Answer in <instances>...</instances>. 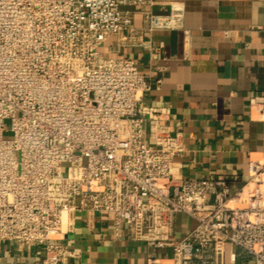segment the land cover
Returning a JSON list of instances; mask_svg holds the SVG:
<instances>
[{
  "label": "built area",
  "instance_id": "built-area-1",
  "mask_svg": "<svg viewBox=\"0 0 264 264\" xmlns=\"http://www.w3.org/2000/svg\"><path fill=\"white\" fill-rule=\"evenodd\" d=\"M137 1L0 0V243L64 263L75 253L57 236L85 211L112 215L118 236L125 224L134 240L171 246L172 264H217V238L264 264V162L250 164L241 207L226 180L183 178L182 134L143 100L149 75L102 50L181 26L176 11L147 12L135 28L122 7ZM178 214L196 225L173 240Z\"/></svg>",
  "mask_w": 264,
  "mask_h": 264
},
{
  "label": "crops",
  "instance_id": "crops-1",
  "mask_svg": "<svg viewBox=\"0 0 264 264\" xmlns=\"http://www.w3.org/2000/svg\"><path fill=\"white\" fill-rule=\"evenodd\" d=\"M122 9L142 29L147 12L181 16L177 29L145 32L125 43L111 37L105 56L128 57L150 77L149 106L167 107L166 120L183 137V178H221L232 206H244L254 185L252 162H264V0H138ZM196 225L178 214L173 240ZM75 255L61 264H172L171 246L152 247L123 232L115 234L112 215L69 216L57 236ZM217 264H250L241 248L217 238ZM231 252L235 253L232 260ZM41 245L0 243V264H35Z\"/></svg>",
  "mask_w": 264,
  "mask_h": 264
}]
</instances>
